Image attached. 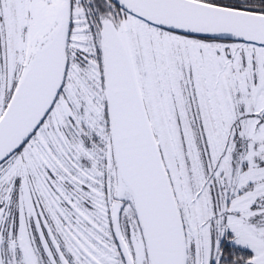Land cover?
Returning a JSON list of instances; mask_svg holds the SVG:
<instances>
[{
    "label": "snow or ice",
    "instance_id": "1",
    "mask_svg": "<svg viewBox=\"0 0 264 264\" xmlns=\"http://www.w3.org/2000/svg\"><path fill=\"white\" fill-rule=\"evenodd\" d=\"M0 264H264V0H0Z\"/></svg>",
    "mask_w": 264,
    "mask_h": 264
}]
</instances>
